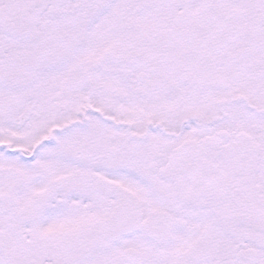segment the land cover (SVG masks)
<instances>
[{"label":"snow or ice","instance_id":"obj_1","mask_svg":"<svg viewBox=\"0 0 264 264\" xmlns=\"http://www.w3.org/2000/svg\"><path fill=\"white\" fill-rule=\"evenodd\" d=\"M0 264H264V0H0Z\"/></svg>","mask_w":264,"mask_h":264}]
</instances>
